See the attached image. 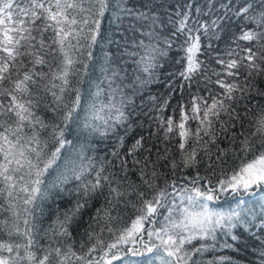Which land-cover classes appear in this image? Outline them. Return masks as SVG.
Segmentation results:
<instances>
[{"label":"snow or ice","instance_id":"obj_1","mask_svg":"<svg viewBox=\"0 0 264 264\" xmlns=\"http://www.w3.org/2000/svg\"><path fill=\"white\" fill-rule=\"evenodd\" d=\"M224 9L205 13L215 18L203 22L177 12L161 47L159 17L126 0H0V264H136L130 257L145 254L152 255L148 264H234L215 255L243 236L233 229L259 220L264 233V195L258 212L243 199L228 211L210 207L224 193H264V103H253L264 99L257 86L264 0H232ZM125 17L147 40L131 52L125 46L135 78L110 67L105 53L95 91L83 92L89 69L95 71L92 48L106 39L102 21ZM229 25L237 31L218 50L213 41ZM181 37L172 92L162 102L149 97L153 107L144 113L155 131L136 138L137 90L152 82L159 58ZM177 90L180 100L166 116ZM108 139V155L88 154L94 140ZM65 194L75 198L63 211L57 201L44 227L46 202ZM97 202L77 240L84 212ZM260 233L259 243L245 238L264 264Z\"/></svg>","mask_w":264,"mask_h":264},{"label":"trees","instance_id":"obj_2","mask_svg":"<svg viewBox=\"0 0 264 264\" xmlns=\"http://www.w3.org/2000/svg\"><path fill=\"white\" fill-rule=\"evenodd\" d=\"M232 0H126V6L135 7L140 11H149L150 14H155L159 17V21H163V24L160 25L158 21L157 30L160 33V46L164 47L163 40L164 37L170 36L173 31V25L170 22V17L172 20L176 19V13L181 11H189L191 17L195 19L199 15V19L201 22L204 20H211L214 15H204L205 13H219L223 15L224 6L231 3ZM142 5H147V7H142ZM215 5V8L211 6ZM200 9V13H197V9ZM139 24L137 21L133 20L130 17H125L122 21H113L111 18L105 19L102 21V30L106 39L99 40V42L93 46L92 52L94 54V63H95V71L89 69L88 75L85 77V82L80 85L83 92L88 93L89 91H95L94 88L91 87L93 83L96 82V78L100 76V66L104 64V54L107 53L109 58H111L112 63L110 67L119 68L121 70V74L124 72L129 74L131 79H134V70L135 64L134 59L125 53V46L128 52L134 50V44L138 42L140 39L146 38L141 36ZM238 25L227 26V30L222 33V39L219 41H213L215 45H217L218 50L224 49L226 43L231 39L232 33L236 32ZM183 40V37L180 40L176 41V44L173 45L171 50H168L167 55L162 56L158 60V68L153 74L152 82L145 85L143 89L137 90V95L134 98V103L137 109L138 116L133 117V121L135 124L139 125L133 129V134L136 138H139L140 135L148 136L149 131H155V125H151L149 117L144 115V113H148L149 109L153 107L152 102L149 97H156L158 102H162L163 99L169 97V93L172 92V89L169 87V80L171 79L170 74L174 72H178L181 70V65L177 63V60L183 56V53L178 50L177 46ZM204 44H207V40L203 41ZM119 49V51H118ZM85 53V57H86ZM138 59V57H136ZM203 59V57H201ZM92 63V62H89ZM143 75V74H140ZM131 82V80L129 81ZM75 84V81L73 82ZM257 86L264 90V75L259 77L257 80ZM196 89V85L192 86V91L194 92ZM130 94V93H129ZM188 89L185 87L184 97H188ZM180 100V93L177 90L173 93L172 98L170 100L169 107L165 110L164 114L172 115L173 107L177 104V101ZM253 103H264V99H261L259 96L255 98ZM151 115H155V113H151ZM176 119H179V110L176 111ZM194 127V125H193ZM239 130V129H237ZM131 143V140L128 141ZM93 148L95 151H89V155H93L97 158L103 157L109 154V151L112 147L111 139L108 140H94ZM221 147H227V141L220 140L219 141ZM213 146V151H214ZM189 175L194 176L195 172L189 170ZM200 174L205 175L203 165L200 168ZM131 178L133 180L136 179L135 174H131ZM213 183H215V177L212 178ZM68 188H72L73 185L69 184ZM264 195V193L260 192L259 189L255 190V194H243L236 195L233 193H224L221 194L220 199L210 204V207L218 210V211H228L232 207L236 205L239 200L243 199L248 202V206L250 207L253 203H257V207L254 209L255 211H260L259 203L260 196ZM75 197H68L65 194L64 199H60L59 197L53 196L49 201L46 202V205L50 206V209L46 207V216L43 221V226L47 227L48 224L51 223L52 219L55 218L57 201H59V209L63 211L65 208L70 206L71 200ZM99 206V202L95 204L94 207L88 209L84 212L83 222L79 229L76 230V238L79 240L80 233L84 231L87 227L88 218L95 212V207ZM51 211V216L47 215L48 211ZM131 212V209H129ZM255 225L249 229L248 226H238L236 229H233L234 233H243L241 238L234 242V246L231 249H218L215 255H225L231 258L234 264H259V256L258 251L253 245L245 238L248 236H252L253 239L259 243V239L256 234L260 233V221H255ZM262 237H264V233H260ZM231 242V241H230ZM195 243V242H194ZM240 245L239 248L236 245ZM212 253H205L204 259H212ZM130 259L134 260L136 264H148L149 260H152L151 254H145L137 257H130ZM114 264H119V262H114ZM153 264H156L153 261Z\"/></svg>","mask_w":264,"mask_h":264}]
</instances>
